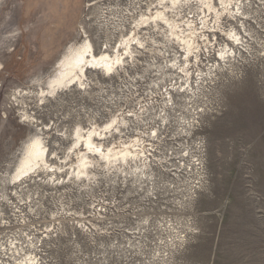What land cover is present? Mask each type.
I'll use <instances>...</instances> for the list:
<instances>
[{
	"label": "rangeland",
	"instance_id": "rangeland-1",
	"mask_svg": "<svg viewBox=\"0 0 264 264\" xmlns=\"http://www.w3.org/2000/svg\"><path fill=\"white\" fill-rule=\"evenodd\" d=\"M148 1L0 0L2 264L13 261L12 241L27 250L32 240L39 264H264V0H239L249 17L246 32L236 25L244 45L225 62L215 47L204 48L201 34L215 33L219 42L225 36L203 29L207 10L199 0L175 15L200 29L197 58L190 54L186 66L188 95L172 89L185 82V71L170 76L174 69L165 67L160 80L150 69L183 51L161 21L157 28L134 23ZM227 18L223 23H235ZM81 28L96 54L107 37L120 44L121 32L145 41L133 42L135 58L124 70L97 72L89 93L71 89L39 100L37 79L55 72L66 48L85 39ZM119 44L114 49L122 53ZM214 61L220 68L209 74ZM77 123L84 131L100 126L99 150L82 141L67 149ZM35 133L47 146L48 166L14 179ZM78 150L92 161L94 176L72 173ZM108 150L118 159L101 156Z\"/></svg>",
	"mask_w": 264,
	"mask_h": 264
},
{
	"label": "bare ground",
	"instance_id": "bare-ground-1",
	"mask_svg": "<svg viewBox=\"0 0 264 264\" xmlns=\"http://www.w3.org/2000/svg\"><path fill=\"white\" fill-rule=\"evenodd\" d=\"M156 1H157L156 2L157 5L154 7V10H152L151 8L152 1L150 0L148 1V6H147L146 11L140 10L138 18L133 16L132 20L134 21V23H137V26H141L143 24L144 26L147 25L151 27L159 26L158 23H160L159 21H161V23L167 26L169 30V36L176 37V39L178 40L180 49H182L183 51V54H180L181 59L179 58L180 55L177 54V52H173V58L167 59V62L165 65L159 64L155 67L154 65L151 66L149 64V66H150V69L154 68L157 71V73H160V76L157 78L160 80L165 74L164 72L165 67H169L170 68L169 71L171 69H174L172 70V72L169 73L170 76H173V75L175 76V74H177V71L179 70L185 71V76H187L185 82L180 84L177 88H172V89L176 90L177 93L181 92L184 94L186 93V95H188L192 92L193 85H192L190 74L188 73L189 71L187 70L186 66L189 64L188 56L192 53L194 54L198 48L199 43L197 44V42H195L194 39H195L196 33L199 32L197 31L199 27L196 26L197 27L196 28L195 23L191 24L192 21L189 19L182 20L179 22L178 18L175 17V15L177 16L180 15V11L183 8V6L185 4H188V1L190 0H156ZM199 1L200 3H202V5H204L205 10H207V13L203 14L204 16L202 15L204 19L200 21L202 22L203 25L205 24V26L202 25L203 29L204 27H208V28L210 27L212 29L217 30L221 35L225 36V40H222V42H219L216 38L215 33L212 34L211 38L209 37V35H206L205 33L201 34V35H205L204 48L206 52H209V50L211 49V46L213 47L212 49H214L215 47V58H217L218 60H222L224 62L229 61L230 58L236 56V49L240 48V44L242 45L244 43L241 31L238 29L237 26L239 25L240 26L239 28H242L243 31L246 32V28L244 24L245 22L243 19L248 17L246 13L247 9L246 11L242 10L244 5L239 0H218L219 5L217 3L215 4L214 0H199ZM168 13H171L173 15L168 14ZM224 15L227 16L229 20H234L235 23L234 22H230L229 24L223 23L222 18ZM187 16L189 17V15ZM179 17L181 18V16ZM209 18L212 19L211 22H213V26L208 25ZM104 25L108 26L107 20ZM81 31L83 35L85 36L84 37L85 39L77 45L71 44L66 48L65 54L63 55V57L59 59L55 64L56 65V68L54 70L55 72L47 75L45 78L41 77L37 79L39 90L34 91V95H36V97H38L39 100L46 101L48 98L57 95L59 92L67 91V90L70 91L71 89H75L79 91L82 90L85 93H89L90 91L89 89H91V86L98 83V80L96 79L97 72H101L109 76L111 74H117L119 72V69L124 70L125 66L128 64V60L135 58L134 49H133L134 47H132L133 42H136L137 44H142L145 41V40L144 41L141 40V38L139 39L138 37H135V34H134L135 31L132 33V36L131 35L126 36L121 32L120 40L118 41H120V44L122 45L124 49V52L121 51L122 53H120L116 50L117 48L114 49V47L117 46L119 43L117 45L115 44V46L113 47L112 45L109 44V38L107 37L106 38L107 40L103 46L105 47V49L100 50V52L96 54L94 51L93 42L88 38L89 34L84 28H81ZM19 32L20 31L15 29L14 36L16 34H19ZM154 44L155 42L153 43V45ZM208 45L210 46V48L208 47ZM199 50H201V48ZM154 52H156L155 49H154ZM194 56L197 58L196 53ZM218 68H220V63L218 64L216 62L210 63V67L207 68L208 73L212 74V71ZM175 71L176 73H174ZM152 82L157 83V80L156 81L153 80ZM169 95H171L170 92H169ZM23 116L27 117L28 118L27 120L29 122L30 121L33 122V117H31L30 115L24 113ZM161 118L164 119L165 117L162 116ZM112 122L113 120L109 121L108 123L104 125L103 128L110 127ZM98 130H100V126H93L91 129L84 131L81 124L77 123L69 135L71 136V143H69L67 149L72 150L78 144L79 141H82L85 145V148L91 151H95L96 149L99 148V147L96 148L97 146H95V141H94V136ZM67 134L68 133L66 132L63 133L65 137L68 136ZM46 150H47V146L44 143L42 137L38 133H35L23 145L22 153H21L19 162L16 166V170H15L13 178L15 177L14 179H16L18 177L26 175L25 173L29 171V169L31 170L36 165L38 166L42 165V168H47L48 165H47V159H46V156H47ZM109 151L111 150H108L107 153L100 152V154L102 157H105L109 161L115 160L116 158L118 159V156H117L118 153L117 155L116 153H114L113 156H110L111 152ZM75 156L77 157V160L74 165L76 168L73 170L72 173L77 178L80 176H85L86 178H89L91 175L94 176L95 174L91 173L87 168V166H89V163H91L92 161L88 160L86 154L78 150V152L75 153ZM136 170H137V167L134 169V172ZM37 243L38 242L32 240L31 241L32 247L30 246L32 249L28 248L27 250H25L21 244L19 246L16 243V241H12L10 243L11 246L8 249L9 250L8 252L11 253L9 256L13 257V261L10 264H37L38 263V259H37L38 253L36 252L38 248L36 246ZM5 254L7 253L5 252Z\"/></svg>",
	"mask_w": 264,
	"mask_h": 264
},
{
	"label": "snow or ice",
	"instance_id": "snow-or-ice-1",
	"mask_svg": "<svg viewBox=\"0 0 264 264\" xmlns=\"http://www.w3.org/2000/svg\"><path fill=\"white\" fill-rule=\"evenodd\" d=\"M238 39V38H237ZM0 67H2V65H0ZM110 70V69H109ZM27 117H24V121L27 122ZM35 143V142H34Z\"/></svg>",
	"mask_w": 264,
	"mask_h": 264
},
{
	"label": "built area",
	"instance_id": "built-area-1",
	"mask_svg": "<svg viewBox=\"0 0 264 264\" xmlns=\"http://www.w3.org/2000/svg\"><path fill=\"white\" fill-rule=\"evenodd\" d=\"M0 264H2L1 262H0ZM39 264V263H38Z\"/></svg>",
	"mask_w": 264,
	"mask_h": 264
}]
</instances>
